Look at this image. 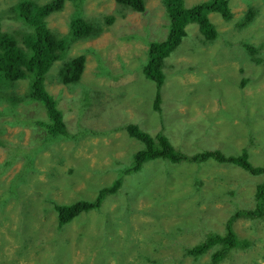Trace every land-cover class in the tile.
<instances>
[{
	"label": "rangeland",
	"instance_id": "rangeland-1",
	"mask_svg": "<svg viewBox=\"0 0 264 264\" xmlns=\"http://www.w3.org/2000/svg\"><path fill=\"white\" fill-rule=\"evenodd\" d=\"M18 1L0 0L1 32L18 33L23 28L24 23L9 12ZM202 1L185 0V5ZM145 2L146 12L136 13L115 0H82L78 5L66 1L61 10L46 17L49 29L60 36L70 34L69 22L75 14L104 30L95 38L68 37L65 57L46 78L68 134L78 137L53 138L46 133L38 121L47 120V114L36 102L18 108L32 118L27 127L16 125L13 101L6 102L5 115L0 114V165L9 166L3 175L0 168V249L9 248L0 251V264H67L78 260L74 243L85 258L86 247L99 248L89 254L94 264H142L136 261L142 254L164 258L165 264H264V214L233 220L241 245L222 261L211 263L213 250L198 259L186 255V249L199 246L210 235H224L237 211L256 207V189L264 174L253 176L230 162L153 160L144 163L140 172L125 176L121 188L108 194L102 206L84 212L65 228L58 226L53 211L48 212L47 196L59 203L84 198L95 202L98 191L89 190L86 181L110 187L128 160L132 164L134 153L126 152L128 145L138 149L142 143L129 137L130 124L152 137L163 132L183 155L219 149L238 156L246 151L253 165L264 167V48L254 55V63L243 47L264 43V0H230L229 21L209 14L220 32L214 42L204 39L197 23L187 26V35L165 59L158 108L154 106L157 84L141 66L147 62L149 43L165 38L169 18L161 0ZM249 6L256 17L240 29L238 23ZM108 17L113 18L109 25ZM81 53L86 58L82 78L79 85L68 86L59 78V69ZM243 80H247L244 87ZM28 86L27 80H20L15 91L23 94ZM20 171H26L25 181ZM21 184L29 188L31 199L15 204L13 196H7L14 186L19 191ZM71 237L78 242L68 241Z\"/></svg>",
	"mask_w": 264,
	"mask_h": 264
},
{
	"label": "trees",
	"instance_id": "trees-1",
	"mask_svg": "<svg viewBox=\"0 0 264 264\" xmlns=\"http://www.w3.org/2000/svg\"><path fill=\"white\" fill-rule=\"evenodd\" d=\"M66 1H72L78 5L82 0H50L45 4H40L35 0H19L18 3L9 9L13 17L16 16L24 25L18 33L0 31V98L10 103V105L11 101H13L14 111L11 115H14L16 125L27 127L32 123L31 116L19 113L18 108L22 104L36 102L39 104V107L42 105L48 113L47 120L40 121L46 131L52 136H69L71 139H75L78 135L70 136L68 134L64 115L58 108L53 96L47 91L45 81L55 63L65 57L68 51V37L72 38L73 41L76 39L94 38L103 29L99 25L86 20L82 15L75 14L69 22V35L60 36L52 32L47 25L46 17L51 15L52 12L61 10ZM115 1L121 7L128 8L133 12H146L145 0ZM161 1L166 7L169 18L167 34L161 41L153 40L149 43L148 60L143 66L145 75L157 84V94L166 79L163 69L165 59L174 52L187 35V26L191 23H197L204 39L208 43H211L218 38L220 32L210 20L209 14L217 13L228 21L233 17L229 5L230 0H205L190 7L185 5V0ZM256 14V10L249 6L241 22L238 23L239 28L242 29L250 25L254 21ZM112 21V17L107 18L108 25ZM243 47L251 54L253 62L256 63L257 58L254 55L264 48V43L258 47L248 43ZM85 65V55H78L67 61L63 68L59 69V78L64 84L70 83L68 86H77L82 78ZM20 80H27L29 82L27 91L23 94L15 91L17 83ZM246 83L247 80H243L241 86H246ZM157 102H159V97L157 98ZM87 104L89 105V103ZM127 129L129 137L131 139L136 138L142 143L143 148L137 151L132 164L123 169L121 175L110 187L105 185L97 190L99 196L95 202L93 200L90 201L89 198H84L74 203H59L50 196H47L46 199L44 198L45 203L48 200L51 202L48 212L53 211L59 227H64L73 219L78 218L81 212L87 213L92 209L102 206L108 194H116L121 188L125 176L139 171L144 163L157 160V158H167L175 163L182 161L203 163L214 159L218 163L230 162L238 164L253 176L264 174V167L253 165L249 161L246 151L238 156H227L221 150L216 149L187 156L178 153L169 138L161 131L155 137H152L137 125H129ZM84 134H86L85 131ZM8 167V164L5 163L0 165L2 170L1 175L8 170ZM24 172L26 173V171H20L19 175L21 178H24ZM31 174L33 173L31 172ZM86 185L89 190L98 187V183L89 184V180L86 181ZM28 192L29 188L21 187L17 191L14 186L7 198L13 196V201L17 204L19 200L31 199ZM76 193L77 195H84L80 191ZM255 199L256 207L254 209L237 211L228 220L224 235L216 233L210 235L199 246L186 249V255H191L198 259L206 255L210 250H213L211 263L222 261L224 259L222 257L228 254L231 249L241 245L240 240L233 232V220L241 215L254 218V216L264 214V182L257 186ZM2 204H0V207ZM198 210L200 213L203 212L200 208ZM163 260L164 258L161 257L158 258L153 255L152 258L146 254H142L136 261L137 263L144 261L142 264H165Z\"/></svg>",
	"mask_w": 264,
	"mask_h": 264
},
{
	"label": "clouds",
	"instance_id": "clouds-1",
	"mask_svg": "<svg viewBox=\"0 0 264 264\" xmlns=\"http://www.w3.org/2000/svg\"><path fill=\"white\" fill-rule=\"evenodd\" d=\"M10 12V11H9ZM211 14V13H210ZM50 16V15H49ZM221 16V15H220ZM91 23H93V22H91ZM93 24H95V23H93ZM95 25H97V24H95ZM103 29V28H102ZM104 30V29H103ZM103 30H102V32H103ZM101 32V33H102ZM101 33L99 34V35H101ZM98 35V36H99ZM95 38V37H94ZM148 60V59H147ZM141 68L143 69V71H144V67H142L141 66ZM145 74V73H144ZM45 83H46V81H45ZM165 83V82H164ZM163 83V84H164ZM70 83H68V84H66V85H69ZM163 86V85H162ZM162 86L160 87V90H159V92H158V94L156 93V96H155V100H154V106L156 107V108H158V105L157 104H159L160 103V101H161V97H162ZM47 89V88H46ZM47 91H48V89H47ZM158 91V90H157ZM49 92V91H48ZM50 93V92H49ZM51 94V93H50ZM52 95V94H51ZM53 96V95H52ZM159 97V102H157V98ZM53 98L55 99V97L53 96ZM134 99H132V101H133ZM144 100V99H143ZM55 101H56V99H55ZM12 102V101H11ZM56 103H57V101H56ZM144 103V102H143ZM0 105H3V107L0 109V114H4L5 115V109L8 107L7 105H6V102L3 100V99H1L0 98ZM58 105V104H57ZM40 108H44L42 105H40ZM58 108H59V106H58ZM45 109V108H44ZM46 111V110H45ZM8 117V116H7ZM44 119V118H43ZM9 122H10V120L9 119H7L6 120V123H8L9 124ZM38 124L42 127V125H41V123H40V121H38ZM130 125H132V124H130ZM129 126V125H128ZM127 126V127H128ZM82 127V126H81ZM127 127H126V130H127V133H128V135H129V132H128V129H127ZM42 129H43V127H42ZM2 131H4V129H2ZM46 133H48L49 135H51L48 131H46ZM52 136V135H51ZM53 138H58V135H56V136H52ZM121 137L125 140V139H127L126 138V136H124L123 135V132L121 133ZM111 141V140H110ZM62 143V142H61ZM60 143V144H61ZM59 144V145H60ZM58 145V146H59ZM111 147L112 148H115L116 147V145L115 144H113V145H111ZM53 149V153L55 152V150H56V148L55 147H52ZM81 151L82 152H84V151H86V149H81ZM121 161V160H120ZM108 167H110V165L108 166ZM96 170V169H95ZM32 172V171H31ZM33 173V172H32ZM33 174H31L30 175V177L32 176ZM27 177H28V175H27V173L24 175V178H22L23 179V181H25L26 179H27ZM29 177V178H30ZM104 186V184L103 183H101V182H98V187L95 189V190H98L99 188H101V187H103ZM98 193V192H97ZM90 201H92V199L90 200ZM74 203V202H73ZM199 205H200V202L197 204V208L199 209ZM201 209V208H200ZM250 210V209H249ZM84 212H81L80 213V215H78V216H82V214H83ZM88 213V212H87ZM199 214H200V212H198ZM67 225H65L64 226V228L66 227ZM12 230H10V232H11ZM130 234H131V231H130ZM16 235V234H15ZM17 235H19V238L20 239H23V234L22 233H20V234H17ZM132 235V234H131ZM14 239V238H13ZM14 241H15V243H16V239H14ZM68 241H74V242H78L75 238H69L68 239ZM13 244H14V242H13ZM78 244H75L74 243V247H75V251H76V253L78 254V260H76V261H70V262H68L67 264H74V263H79V264H94L92 261H91V259L89 258V254L90 253H94L95 251H97L99 248H97V247H86L87 248V251H88V254H87V258H85L84 256V254H83V252H82V250H81V248L79 247V245L77 246ZM107 247V249H108V251H110V252H113V249L111 248V246H106ZM11 248H14V246H12ZM92 248H95L94 250H92ZM0 250H3V251H5V252H7L8 250H9V248H1ZM0 257H2V255L0 256Z\"/></svg>",
	"mask_w": 264,
	"mask_h": 264
},
{
	"label": "bare ground",
	"instance_id": "bare-ground-1",
	"mask_svg": "<svg viewBox=\"0 0 264 264\" xmlns=\"http://www.w3.org/2000/svg\"><path fill=\"white\" fill-rule=\"evenodd\" d=\"M19 2V1H18ZM47 3V2H46ZM11 14V13H10ZM82 54V53H81ZM81 54H79V55H81ZM82 55H84V54H82ZM159 111V110H158ZM63 113V112H62ZM126 114V113H125ZM127 115V114H126ZM128 116V115H127ZM145 132V131H144ZM147 133V132H146ZM149 134V133H148ZM150 136H151V134H149ZM132 144L133 143H129V145H128V149L126 150V152H133L134 153V155L137 153V151H139V150H141L142 148H143V145L141 144V147H138V149H136V147H132ZM117 151H119V150H116V152ZM119 152H121L122 153V151H119ZM110 155H111V153H110ZM134 158V157H133ZM157 158V157H156ZM164 159V158H163ZM157 160H158V158H157ZM151 162V161H150ZM147 163H149V162H147ZM146 163V164H147ZM128 165H131L130 164V161L128 160V163H127ZM144 168V164L142 165V167H141V169L139 170V171H137V172H140L142 169ZM131 173H129L128 175H130ZM127 175V176H128ZM124 180H125V178H124Z\"/></svg>",
	"mask_w": 264,
	"mask_h": 264
},
{
	"label": "water",
	"instance_id": "water-1",
	"mask_svg": "<svg viewBox=\"0 0 264 264\" xmlns=\"http://www.w3.org/2000/svg\"><path fill=\"white\" fill-rule=\"evenodd\" d=\"M63 157H65V156H63ZM60 160H62V159H60ZM60 164V162L59 163H57V167H55L56 169L59 167L58 165ZM21 187H22V184H21ZM1 215L2 216H5V213H1ZM1 219V218H0ZM5 224H7V223H5ZM1 251V250H0ZM2 255V253L0 252V256ZM74 264H77V263H74Z\"/></svg>",
	"mask_w": 264,
	"mask_h": 264
},
{
	"label": "flooded vegetation",
	"instance_id": "flooded-vegetation-1",
	"mask_svg": "<svg viewBox=\"0 0 264 264\" xmlns=\"http://www.w3.org/2000/svg\"><path fill=\"white\" fill-rule=\"evenodd\" d=\"M46 114H47V118H48V113L46 112Z\"/></svg>",
	"mask_w": 264,
	"mask_h": 264
}]
</instances>
